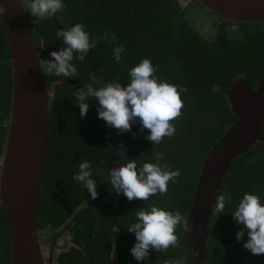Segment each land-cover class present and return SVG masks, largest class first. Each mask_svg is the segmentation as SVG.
<instances>
[{
	"label": "trees",
	"instance_id": "obj_1",
	"mask_svg": "<svg viewBox=\"0 0 264 264\" xmlns=\"http://www.w3.org/2000/svg\"><path fill=\"white\" fill-rule=\"evenodd\" d=\"M21 1L23 4L24 0ZM63 3L66 5L64 11L34 23L30 22L33 16L25 9L36 49L39 39L49 43L50 47H63L62 40L56 36L57 30H67L76 23H82L91 44L83 64L90 66L94 79H100L98 88L117 76H120L119 82L126 86L128 71L143 58L150 59L161 80L187 88V93L181 92V114L171 121L175 134L165 137L160 144L148 141L146 155L127 153L125 157V163L134 159L140 167L144 162L156 163L155 156L159 152L163 154L160 165H167L170 170L179 169L181 175L175 183L169 181L167 194L157 193L148 201H129L122 193L117 195L110 183L97 185L99 195L92 199L88 190L73 179L77 173L73 168L69 170L72 179L63 175L62 170L60 173L57 171L51 149L56 141L55 121L50 114L44 165L34 206L38 240L52 242L56 233L69 225V232L59 239L62 249L56 253L53 264H165L181 258L183 264H196L191 249L183 244L182 226L176 229L179 247L158 253L150 249L149 256L143 261H137L131 254L136 238L127 228L136 222L138 208L153 204L169 211L178 210L187 217L205 154L236 118L221 92L224 76L243 75L249 80L263 70L264 63L260 61L259 53L263 52L260 47H264V25L223 21L201 6L216 18L211 24L213 37L205 39L185 20L184 8L178 0H63ZM233 24L244 26L240 35L245 41L234 43L229 39L233 37ZM106 32L115 33L117 41L114 44L106 42L103 35ZM118 45L125 48L119 62L113 56V49ZM10 97V54L0 24V160ZM192 127L195 128L188 133ZM261 129L264 131V124ZM143 131L148 134L149 130ZM225 191L231 194L232 200L226 203L225 212L216 213L215 201L211 206L204 260L198 264H264V254L253 255L243 247V241L247 240L246 231L243 240L237 241L236 232L243 226L236 224L231 213L245 192L258 195L264 202V140L255 141L246 151L231 159L230 168L216 194ZM85 197L91 199V210H83L73 219L71 212ZM103 197L114 201L113 206L108 203L105 206L98 200ZM95 211L100 216L94 214ZM0 219L3 222L0 264H11L9 238L1 210ZM105 230L108 235L101 243L103 234L100 233ZM110 243L115 244L118 258L115 262L113 257V263L107 252ZM73 244L79 245V256L68 252Z\"/></svg>",
	"mask_w": 264,
	"mask_h": 264
},
{
	"label": "water",
	"instance_id": "obj_2",
	"mask_svg": "<svg viewBox=\"0 0 264 264\" xmlns=\"http://www.w3.org/2000/svg\"><path fill=\"white\" fill-rule=\"evenodd\" d=\"M223 21L264 25V0H196ZM8 9L0 24L10 54L11 97L7 131L0 160V208L9 238L11 264L44 262L34 223V206L46 149V96L36 46L21 0H0ZM264 83L251 88L236 79L225 93L236 118L207 150L197 177L183 231V244L196 264L204 260L211 206L230 161L255 141L264 140ZM144 138L131 128L123 132ZM108 128L96 140L116 139Z\"/></svg>",
	"mask_w": 264,
	"mask_h": 264
},
{
	"label": "clouds",
	"instance_id": "obj_3",
	"mask_svg": "<svg viewBox=\"0 0 264 264\" xmlns=\"http://www.w3.org/2000/svg\"><path fill=\"white\" fill-rule=\"evenodd\" d=\"M29 7L30 14L36 18L54 17L66 9L63 0H30ZM7 13L5 4L0 3V20H3ZM84 29V24L76 23L67 30H57L56 36L62 40L64 46L59 51H51L52 59H39L41 71L45 76H78L72 63L73 54L87 53L91 47L89 33ZM103 35L109 44L117 41L115 33L106 32ZM124 51L123 45L114 47L113 56L117 62L121 60ZM127 76L129 82L126 86L119 82L120 76L99 88L94 87L92 83L81 86L75 92V104L79 106L80 116H86L88 101L95 98L98 100V118L103 119L109 128L117 129L118 134L130 131L132 125L138 121L141 130H149L146 139L153 144H160L165 137L173 136L176 129L171 121L181 114V92L187 93V88L161 80L149 58L141 59L128 71ZM123 147L121 142V148ZM162 159L163 154L158 152L155 156L156 163L144 162L138 167L134 159L127 163L119 162L118 167L109 168L107 181L117 195L122 193L129 201H148L157 193L167 194L169 181L175 183L181 172L179 169L170 170L167 165L161 166ZM92 175L90 163L82 161L73 179L88 190L92 199H96L99 193L97 182L92 179ZM231 200V194L226 191L216 194V213L225 212L226 203ZM231 213L236 224L243 226L236 232L237 241L243 240L246 231L247 240L243 241V247L253 255L264 254V202L260 197L245 192ZM177 226H182L186 231L189 229L188 218L178 210L169 211L155 204L138 208L136 222L127 228L136 238L130 250L131 254L137 261H143L149 256L150 249L158 253L167 251L170 247H179ZM165 264H183V259L166 261Z\"/></svg>",
	"mask_w": 264,
	"mask_h": 264
},
{
	"label": "flooded vegetation",
	"instance_id": "obj_4",
	"mask_svg": "<svg viewBox=\"0 0 264 264\" xmlns=\"http://www.w3.org/2000/svg\"><path fill=\"white\" fill-rule=\"evenodd\" d=\"M26 10L30 15V10L27 6ZM215 20L216 19H214V21ZM30 22H35L32 21V17L30 18ZM229 39L234 41V43L245 41V39L241 37V35L233 36ZM260 48H262L263 52L259 53V58L260 61L264 63V47ZM36 50L39 59H52V57L50 56L51 51H59L60 47L57 45L50 47L49 43H46L43 39H39ZM88 52H74L73 54L74 58L72 63L77 69V77H57L54 74L45 76L41 71L46 96L45 140L47 134V120L49 115L51 114L55 121L56 131V141L51 149L53 150V158L57 165L58 173H60V170H62L63 175H67L72 179V175L69 173V170L73 168L76 172H78L79 164L82 161H88L91 165V171L93 173L92 179L97 182V185L102 186L103 184H109V182L107 181L109 168L118 167L119 162L125 163V157L127 153H139L140 155H146L148 153L147 147L149 145V142L146 139V136L148 134H145L144 131L141 130L140 124H133L132 127L138 130L144 138L143 147L136 137L129 134L125 135L124 133L118 134L116 139H113V141L107 139L102 141L96 140V137L100 133L109 128L103 119L98 118V100H96L95 98H91L88 101L89 109L86 116L84 117L80 116L79 106L75 104V92L85 83H92L94 87L98 88L100 79H94L93 72L90 66L83 64V60L88 55ZM236 79H244L251 88H257L260 83H264V68L259 74L256 73V75H253L252 79L249 80L243 75H239L237 77L225 75L223 79L224 85L221 88V92L225 95L226 99L227 96L225 91L233 85ZM262 91L264 93V87ZM202 103L206 108H208V105H205L204 102ZM194 128L195 127H192V129H190L188 133L192 132ZM121 142H123V148H121ZM124 148H126V151H124ZM140 158L141 157L139 156V159ZM90 198L85 197L80 199V201L77 203V206L71 212V217L73 219L79 212L83 210L88 211V208L91 210ZM98 200L101 201L105 206H107L105 203H108L110 206H113L114 204V201L109 198L103 197L102 199L99 198ZM94 214L100 216V213H97V211H95ZM111 230L112 232H115L114 228H111ZM68 232L69 225L66 224L63 228L60 229V231L56 233L52 242H48L49 246L53 247V245L55 244V240L59 237L65 236ZM100 234H103L100 241L102 243L104 242V236L108 235L107 230H105V232H101ZM2 237L3 222L0 219V241H2ZM39 242L41 246L43 243H47L43 242V240L41 239L39 240ZM59 244L60 241L58 240V242L56 243L57 252L62 249ZM114 245V243H110L109 249L107 248L108 256L111 259L112 263L113 257L115 259V262L118 261ZM68 252L75 253V255L79 256V245L73 244L69 246ZM49 253H51V251ZM56 253L54 254L53 260L55 259ZM1 254L2 250H0V256ZM47 260H50V256L47 258ZM53 263L54 262H52V264Z\"/></svg>",
	"mask_w": 264,
	"mask_h": 264
},
{
	"label": "rangeland",
	"instance_id": "obj_5",
	"mask_svg": "<svg viewBox=\"0 0 264 264\" xmlns=\"http://www.w3.org/2000/svg\"><path fill=\"white\" fill-rule=\"evenodd\" d=\"M181 7L184 8V18L185 20L191 25L193 28L197 29L200 35L206 39H211L213 37L214 30L211 26L212 22L214 21L215 16L208 13L206 9L199 6L193 0H178ZM24 8L26 6L30 10V0L23 1ZM44 19V18H42ZM41 18L33 17L32 21H40ZM244 26H238L233 24L231 29L233 31V36H240V31ZM61 237L55 240V244L53 247H50L48 243H43L42 246L40 245V250L42 253V257L44 262H46L47 258L50 256V262L52 264L54 254L57 252L56 243ZM51 251V253H49Z\"/></svg>",
	"mask_w": 264,
	"mask_h": 264
}]
</instances>
